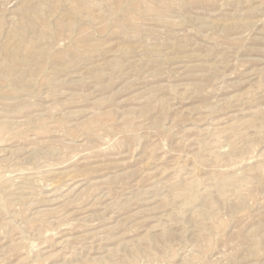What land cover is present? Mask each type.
I'll use <instances>...</instances> for the list:
<instances>
[{
  "label": "rangeland",
  "instance_id": "374dc122",
  "mask_svg": "<svg viewBox=\"0 0 264 264\" xmlns=\"http://www.w3.org/2000/svg\"><path fill=\"white\" fill-rule=\"evenodd\" d=\"M0 264H264V0H0Z\"/></svg>",
  "mask_w": 264,
  "mask_h": 264
}]
</instances>
